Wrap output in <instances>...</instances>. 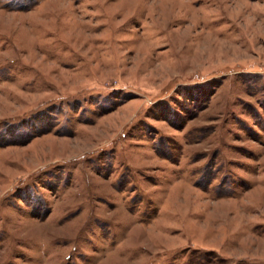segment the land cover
I'll list each match as a JSON object with an SVG mask.
<instances>
[{
    "label": "rangeland",
    "instance_id": "374dc122",
    "mask_svg": "<svg viewBox=\"0 0 264 264\" xmlns=\"http://www.w3.org/2000/svg\"><path fill=\"white\" fill-rule=\"evenodd\" d=\"M0 264H264V0H0Z\"/></svg>",
    "mask_w": 264,
    "mask_h": 264
}]
</instances>
